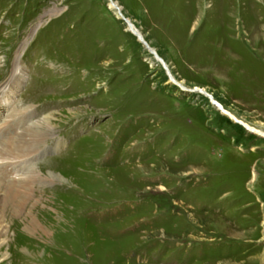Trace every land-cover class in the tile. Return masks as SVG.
Returning a JSON list of instances; mask_svg holds the SVG:
<instances>
[{
  "label": "rangeland",
  "instance_id": "374dc122",
  "mask_svg": "<svg viewBox=\"0 0 264 264\" xmlns=\"http://www.w3.org/2000/svg\"><path fill=\"white\" fill-rule=\"evenodd\" d=\"M114 1L0 0V264H264V0Z\"/></svg>",
  "mask_w": 264,
  "mask_h": 264
},
{
  "label": "bare ground",
  "instance_id": "6f19581e",
  "mask_svg": "<svg viewBox=\"0 0 264 264\" xmlns=\"http://www.w3.org/2000/svg\"><path fill=\"white\" fill-rule=\"evenodd\" d=\"M111 1V0H110ZM110 8L114 11V12H116V14H117V16L120 18V19H123L124 20V18H125V16L123 15V11H122V8L120 7V5L118 4V3H116V1H114L113 0V2H111L110 3ZM125 21V20H124ZM127 23L129 24V25H131V28H134V26L132 25V23H130L129 21H127ZM131 30V29H130ZM135 30V31H134ZM132 32L135 34V36H137V38L142 42V43H144L143 41H142V38H143V36H142V34H140V32L138 31V30H136V29H134ZM152 49V48H151ZM152 51L153 52H151L155 57H156V59H157V61L161 64V65H163L166 69H168L169 68V66L166 64V63H163V61L159 58V56L157 55V52H155V49H152ZM166 66H168V68L166 67ZM170 69V68H169ZM170 72V71H169ZM170 74V75H169ZM169 74H167L169 77H170V79H172V75H171V73H169ZM174 81V80H173ZM172 82V81H171ZM176 85L178 86V87H182L183 89H184V85H183V83H176ZM200 90H202V91H200ZM197 91H200V92H203L204 94L206 93V90H204V89H197ZM13 95V94H12ZM207 95H209V94H207ZM210 96V95H209ZM213 98V97H212ZM213 100H214V98H213ZM211 101V100H210ZM212 102V101H211ZM4 103V102H3ZM213 103V102H212ZM217 108H219V107H222L219 103H217L218 104V106H217V104H215V103H213ZM222 109H224L223 107H222ZM225 110V109H224ZM226 115H229V117L230 118H232L234 121H236L237 120V118L234 116V115H232V114H230L227 110H226V113H225ZM239 121V120H238ZM243 123V122H242ZM44 124V130H47V129H49L50 127L52 128V123L51 122H45V123H43ZM42 124V125H43ZM245 126H247V128H249L250 129V131H252V132H254V133H256L257 135H259V136H261V137H264V131H260V130H258V129H256V128H253L252 126H249L248 124H246ZM31 127V126H30ZM38 127H41V125H39ZM34 128V130H35V128H37L36 126L35 127H33ZM25 130V129H24ZM32 130V129H31ZM33 130V131H34ZM37 132V131H36ZM33 133V132H32ZM25 134V133H24ZM33 135L36 137V138H40V137H42V136H40L39 135V133H33ZM33 135H30V137L32 138V140H33ZM23 137V136H22ZM35 140V139H34ZM33 144V143H32ZM8 145V144H7ZM23 145V144H22ZM21 145V146H22ZM27 145V144H26ZM29 145V144H28ZM37 145V144H36ZM30 146V145H29ZM7 147V146H6ZM23 147V146H22ZM10 148H11V146H10ZM18 149H19V147H18ZM34 150V149H33ZM15 151L17 152V147L15 148ZM5 153H4V155H3V153L1 154L0 153V159H3L2 157H5V156H13L14 155V151L12 152V151H9V149L7 150L6 149V151H4ZM18 152H19V150H18ZM21 153V152H20ZM23 153V152H22ZM35 154V153H34ZM20 208V207H19Z\"/></svg>",
  "mask_w": 264,
  "mask_h": 264
},
{
  "label": "water",
  "instance_id": "95a60500",
  "mask_svg": "<svg viewBox=\"0 0 264 264\" xmlns=\"http://www.w3.org/2000/svg\"><path fill=\"white\" fill-rule=\"evenodd\" d=\"M142 41L144 42L146 48H147L148 50H150V52H153L152 49H151V47H150V45L148 44V42L145 41L143 38H142ZM210 98H211V100H212L213 103L217 104V102H216L215 100H213L212 96H210ZM217 106H218V104H217ZM218 107H219V106H218ZM219 108L222 110L223 113H226V110L222 109V107H219ZM236 122H239V121L236 120ZM239 123H241V122H239ZM241 124H242V123H241Z\"/></svg>",
  "mask_w": 264,
  "mask_h": 264
}]
</instances>
